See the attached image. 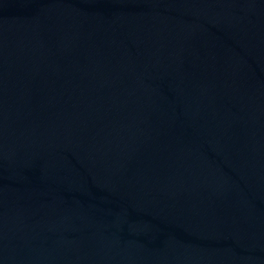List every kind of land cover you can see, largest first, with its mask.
<instances>
[{
  "label": "water",
  "instance_id": "obj_1",
  "mask_svg": "<svg viewBox=\"0 0 264 264\" xmlns=\"http://www.w3.org/2000/svg\"><path fill=\"white\" fill-rule=\"evenodd\" d=\"M0 264H264V0H0Z\"/></svg>",
  "mask_w": 264,
  "mask_h": 264
}]
</instances>
